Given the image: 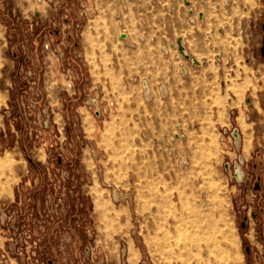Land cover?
Wrapping results in <instances>:
<instances>
[{
	"label": "rangeland",
	"instance_id": "rangeland-1",
	"mask_svg": "<svg viewBox=\"0 0 264 264\" xmlns=\"http://www.w3.org/2000/svg\"><path fill=\"white\" fill-rule=\"evenodd\" d=\"M189 1L149 2L148 30L130 9L126 45L117 0H0V264H261L254 191L224 163L264 137V0ZM167 14L200 66L147 97L127 73L169 61L138 40Z\"/></svg>",
	"mask_w": 264,
	"mask_h": 264
},
{
	"label": "built area",
	"instance_id": "built-area-1",
	"mask_svg": "<svg viewBox=\"0 0 264 264\" xmlns=\"http://www.w3.org/2000/svg\"><path fill=\"white\" fill-rule=\"evenodd\" d=\"M42 1V0H40ZM51 4H56L57 0H47ZM148 1V2H147ZM186 1L187 4L190 5V13L194 15L196 13V10L191 6L189 0H184ZM149 2L154 5L156 4V0H119V5L118 9L116 12V18H117V27L119 29L117 33L118 40L123 42L124 44L128 45L132 39H131V33L129 31L128 25L125 23L124 19V14L127 13L131 7L132 4H136L138 7L139 11V21L142 22L143 30H148V15H152L151 12H154L155 6H150ZM225 4H229L230 0H224ZM176 4L172 5L171 12L176 11ZM190 22L195 23L197 21L196 17H190ZM198 20L200 22L205 21V15L203 12L199 13ZM174 21H176L177 25L181 24L180 18H173L172 15L167 14L165 18V27L167 29L166 35L162 36L161 39H158L154 34L147 36L145 33H141L138 35V40L140 41H145L148 40L151 43H157L159 47V51L161 55L165 58H170L169 60L177 64V71L180 75L182 76H187L189 74L190 70V65L194 66H200V62L196 60V57L191 55V52L189 48L185 46V39L186 34L184 33H179L177 35H174L172 32V29L174 28ZM183 24V23H182ZM183 26L187 29H189V24L184 23ZM180 28V27H179ZM150 29V28H149ZM189 33V32H188ZM199 34V32H197ZM148 37V39H147ZM179 39H181V44L179 43ZM187 40V39H186ZM46 47H48L47 44H45ZM181 46L183 48V51L181 50ZM187 53L188 55H186ZM175 64V65H176ZM65 77L68 79L69 84L74 82L76 80V73L73 69H67L65 71ZM133 81L138 82L139 79L137 77L133 76ZM142 86L144 88L147 87L146 80H142ZM163 85H161V88ZM167 94L162 93V97H166ZM151 98H149L147 101H150ZM110 107H115V104L113 101H110L108 104ZM172 138V136H171ZM163 141V140H160ZM167 144V143H166ZM182 159L184 164H188L189 162L187 161V157L182 155Z\"/></svg>",
	"mask_w": 264,
	"mask_h": 264
},
{
	"label": "flooded vegetation",
	"instance_id": "flooded-vegetation-1",
	"mask_svg": "<svg viewBox=\"0 0 264 264\" xmlns=\"http://www.w3.org/2000/svg\"><path fill=\"white\" fill-rule=\"evenodd\" d=\"M262 16H264V13ZM261 29L264 32V20H262ZM261 39V43L256 49V54L260 52V57L264 58V33ZM258 50L259 52L257 53ZM256 134L258 135V140L255 141L254 147L250 150L249 158L239 152L235 159L226 161L224 165L226 170L233 172L234 180L244 185L243 192L248 191L250 186L254 191V197L251 200L253 205L250 203L244 206L247 209V214L244 215L242 223L246 225L248 219H251L257 224L262 250L257 252L256 262L264 264V137H259V132ZM231 137L236 144V141L238 142L239 138L241 139L240 130L235 131L234 127Z\"/></svg>",
	"mask_w": 264,
	"mask_h": 264
},
{
	"label": "crops",
	"instance_id": "crops-1",
	"mask_svg": "<svg viewBox=\"0 0 264 264\" xmlns=\"http://www.w3.org/2000/svg\"><path fill=\"white\" fill-rule=\"evenodd\" d=\"M117 4L119 5V0H117ZM118 5L117 6L115 5V8L112 9V17H113L114 21L116 22V24H117V18H116V15L115 14L117 12ZM131 6L132 7H130V9L134 12V15H135V12H136V16H137L138 15V10H139L138 7H137V5L134 3ZM151 32L152 31L150 30V33ZM153 44H156V46L158 48V52L160 53L158 44L157 43H153ZM84 48H86V45H84ZM126 53H125V55H126ZM115 54L116 55H113L112 59H114L116 61L115 62V67H116V69H118L119 68V63L117 61H118V58H119L118 57L119 54H117V53H115ZM156 59H157V57H155V60ZM142 60H144V61L143 62H139V63L132 64V66L128 70L129 71L128 72L129 74L127 73V75H129V76L132 75V77L134 76V77H137L138 79H140L142 77L143 80H146L147 87H151V89L153 91H154V89L158 85H160L162 83H164V86L168 89V82H166V76L167 75L168 76L170 75L169 72H171V70L174 69L176 71V73L179 75L175 63L172 62V61H170V60L167 63L164 62V60L161 57H159V60H160L159 63L155 62V60L152 61L151 59L146 58V57L144 59H142ZM156 66L159 69L162 70L161 73L160 72H157ZM156 73L157 74L160 73V75L159 76H156ZM92 82L94 83V80H92ZM168 91H169V89H168ZM114 104L116 105V103H114Z\"/></svg>",
	"mask_w": 264,
	"mask_h": 264
},
{
	"label": "bare ground",
	"instance_id": "bare-ground-1",
	"mask_svg": "<svg viewBox=\"0 0 264 264\" xmlns=\"http://www.w3.org/2000/svg\"><path fill=\"white\" fill-rule=\"evenodd\" d=\"M184 39H185V37H184ZM187 48V47H186ZM197 60V59H196ZM198 61V60H197ZM145 93H146V96L147 97H151V95H152V91H151V89H150V87H146L145 88ZM161 92L162 93H167V90H166V87L163 85V87L161 88ZM181 130V125L180 124H175V131L173 132V134H172V138H171V140H175V139H184L185 138V135H184V137H183V133L180 131ZM180 162L181 163H184L183 162V159H182V156L180 157Z\"/></svg>",
	"mask_w": 264,
	"mask_h": 264
},
{
	"label": "water",
	"instance_id": "water-1",
	"mask_svg": "<svg viewBox=\"0 0 264 264\" xmlns=\"http://www.w3.org/2000/svg\"><path fill=\"white\" fill-rule=\"evenodd\" d=\"M179 43L181 44V39H179ZM181 50L183 51L182 46H181ZM185 54L188 55L187 53H185ZM247 101L249 102V100H247ZM235 130H237V128ZM235 137H236V135H235Z\"/></svg>",
	"mask_w": 264,
	"mask_h": 264
}]
</instances>
